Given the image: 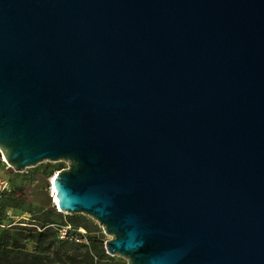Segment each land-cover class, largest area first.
I'll list each match as a JSON object with an SVG mask.
<instances>
[{
	"label": "water",
	"instance_id": "1",
	"mask_svg": "<svg viewBox=\"0 0 264 264\" xmlns=\"http://www.w3.org/2000/svg\"><path fill=\"white\" fill-rule=\"evenodd\" d=\"M0 155L127 264H264V0H0Z\"/></svg>",
	"mask_w": 264,
	"mask_h": 264
},
{
	"label": "rangeland",
	"instance_id": "2",
	"mask_svg": "<svg viewBox=\"0 0 264 264\" xmlns=\"http://www.w3.org/2000/svg\"><path fill=\"white\" fill-rule=\"evenodd\" d=\"M3 157L0 155V174L3 178H9L13 181V190H21L26 195V200L19 199H4L0 203V246L6 247L10 252L17 251L22 256L35 254L42 258V264H53L52 259L56 253L62 256L65 254L80 255L78 261L69 262V264H85L83 255L89 250L91 255H94V242L90 241L87 248L75 245L72 242H59L57 239L56 227L50 228V234L55 241L52 249L44 253H34L36 245L34 232L32 230H39L42 224L60 225L65 220L75 224L80 222L90 234V238L97 240L99 245L104 246L106 241L111 237L106 235L99 224L88 216L84 215H68L67 212H61L56 203L48 208L32 202L30 193L32 188L38 182L39 178L52 179L59 171L60 164H64L66 169L68 166L65 163H42L35 168L27 169L23 173H16L13 169L5 170L2 163ZM49 188V187H48ZM50 211L51 214L47 215ZM53 212V213H52ZM3 238V239H2ZM2 239V240H1ZM111 257V256H110ZM114 259L113 264H127L126 260L119 257H111ZM107 260L97 262L96 264H105ZM1 264V263H0ZM28 264H35L29 259Z\"/></svg>",
	"mask_w": 264,
	"mask_h": 264
},
{
	"label": "trees",
	"instance_id": "3",
	"mask_svg": "<svg viewBox=\"0 0 264 264\" xmlns=\"http://www.w3.org/2000/svg\"><path fill=\"white\" fill-rule=\"evenodd\" d=\"M64 168V164H60L58 171L62 170ZM13 183V181H12ZM4 199H19V200H26V195L21 192V190L14 189L10 193H7ZM3 199V200H4ZM2 200V201H3ZM1 201V202H2ZM0 202V203H1ZM53 213V212H52ZM51 214L50 211L47 212V215ZM76 220L75 224H72L75 227H84L81 225L80 222H77ZM63 223V222H62ZM61 223V224H62ZM70 223V222H69ZM50 224H42V228L39 230H32L34 232V238H35V247H34V253H44L47 250L52 249V246L54 244V240L52 238V235L50 234V228H46ZM85 228V227H84ZM86 229V228H85ZM1 238V236H0ZM3 239V238H2ZM1 239V240H2ZM59 242H69V241H60ZM89 241L94 242V255H91L90 251L88 250L84 255L85 264H96L97 262H102L107 260L105 264H113L114 259L111 258L104 249L103 244L99 245L97 240L90 238L89 234ZM78 245V244H75ZM83 248H87L86 245H79ZM35 254L31 255H25L22 256L17 251L10 252L6 247L0 246V263L1 264H28L29 259L35 262V264H42V258L40 256H34ZM80 255H72V254H65L62 256L60 253H56L54 258L52 259L53 264H69V262H75L78 261V258Z\"/></svg>",
	"mask_w": 264,
	"mask_h": 264
},
{
	"label": "built area",
	"instance_id": "4",
	"mask_svg": "<svg viewBox=\"0 0 264 264\" xmlns=\"http://www.w3.org/2000/svg\"><path fill=\"white\" fill-rule=\"evenodd\" d=\"M5 170L11 169L9 165L2 159ZM13 190V183L9 178H3L0 174V202L5 198L7 193ZM48 191L53 193L52 185L50 184ZM56 227L57 237L60 241H69L78 245H90L89 233L84 227H75L68 221H64L60 225L50 224L46 228Z\"/></svg>",
	"mask_w": 264,
	"mask_h": 264
},
{
	"label": "bare ground",
	"instance_id": "5",
	"mask_svg": "<svg viewBox=\"0 0 264 264\" xmlns=\"http://www.w3.org/2000/svg\"><path fill=\"white\" fill-rule=\"evenodd\" d=\"M4 161H6L4 158H3Z\"/></svg>",
	"mask_w": 264,
	"mask_h": 264
}]
</instances>
